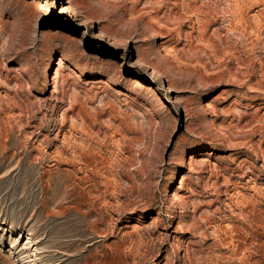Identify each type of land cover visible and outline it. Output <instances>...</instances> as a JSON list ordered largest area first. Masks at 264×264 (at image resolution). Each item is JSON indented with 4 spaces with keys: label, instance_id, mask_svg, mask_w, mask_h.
Wrapping results in <instances>:
<instances>
[{
    "label": "rangeland",
    "instance_id": "rangeland-1",
    "mask_svg": "<svg viewBox=\"0 0 264 264\" xmlns=\"http://www.w3.org/2000/svg\"><path fill=\"white\" fill-rule=\"evenodd\" d=\"M0 264H264V0H0Z\"/></svg>",
    "mask_w": 264,
    "mask_h": 264
}]
</instances>
